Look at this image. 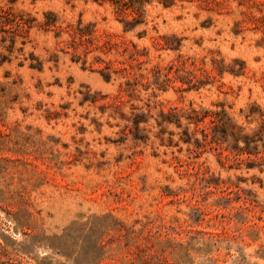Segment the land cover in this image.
Instances as JSON below:
<instances>
[{"label": "rangeland", "instance_id": "obj_1", "mask_svg": "<svg viewBox=\"0 0 264 264\" xmlns=\"http://www.w3.org/2000/svg\"><path fill=\"white\" fill-rule=\"evenodd\" d=\"M6 7L0 264H264V170L199 120L258 126L264 0Z\"/></svg>", "mask_w": 264, "mask_h": 264}, {"label": "trees", "instance_id": "obj_2", "mask_svg": "<svg viewBox=\"0 0 264 264\" xmlns=\"http://www.w3.org/2000/svg\"><path fill=\"white\" fill-rule=\"evenodd\" d=\"M0 25L2 27H6L9 25L10 28L15 29L13 35L11 37V41L14 43L16 41V35H21L22 33L30 27L29 22L23 19L21 16H16L11 9L0 8ZM56 22V18L52 20H48L45 22L47 25L54 24ZM31 67H34V64H30ZM37 69H40V66H36ZM159 114L163 116L165 114L163 111H159ZM142 114H139V116ZM250 115L249 112L245 114V116ZM258 117L260 118L259 124L256 128L252 129L250 133L244 132V126L236 125L232 122L231 118L226 115L224 109L219 111H211L205 110L200 115L199 120L203 123L204 133H207V123L214 124V130L216 129L217 135L221 137V142H225L227 137L230 135L232 137V144L229 146L227 144L225 146V150L228 151V154L225 155L226 158L229 157V154L233 156L236 160L241 155H245L247 159V167H258L259 171L264 170V142H262V146L260 147L258 141H262L264 136V111H258ZM139 117L136 119L133 118L132 123L134 128L138 130L139 126ZM251 123V121H247ZM213 134L212 136H214ZM218 142L217 139L213 140ZM242 142V145L239 143ZM234 149V150H233ZM252 157L256 158L253 159ZM242 160V159H241ZM244 202L251 204V200H245ZM179 260V256H178Z\"/></svg>", "mask_w": 264, "mask_h": 264}]
</instances>
